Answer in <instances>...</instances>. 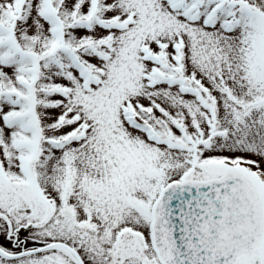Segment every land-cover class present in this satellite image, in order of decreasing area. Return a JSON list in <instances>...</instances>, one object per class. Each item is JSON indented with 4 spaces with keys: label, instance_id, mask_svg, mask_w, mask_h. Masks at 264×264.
I'll list each match as a JSON object with an SVG mask.
<instances>
[{
    "label": "snow or ice",
    "instance_id": "obj_1",
    "mask_svg": "<svg viewBox=\"0 0 264 264\" xmlns=\"http://www.w3.org/2000/svg\"><path fill=\"white\" fill-rule=\"evenodd\" d=\"M0 264H264V0H0Z\"/></svg>",
    "mask_w": 264,
    "mask_h": 264
}]
</instances>
